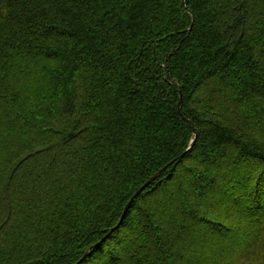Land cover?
Returning <instances> with one entry per match:
<instances>
[{
    "label": "trees",
    "instance_id": "1",
    "mask_svg": "<svg viewBox=\"0 0 264 264\" xmlns=\"http://www.w3.org/2000/svg\"><path fill=\"white\" fill-rule=\"evenodd\" d=\"M0 264H264V0H0Z\"/></svg>",
    "mask_w": 264,
    "mask_h": 264
},
{
    "label": "water",
    "instance_id": "2",
    "mask_svg": "<svg viewBox=\"0 0 264 264\" xmlns=\"http://www.w3.org/2000/svg\"><path fill=\"white\" fill-rule=\"evenodd\" d=\"M154 178V176L149 179L144 185H142L136 192L135 194L131 197V199L129 200V202L127 203L126 207H125V210H124V213L125 211L127 210V208L129 207L130 203L133 201V199L148 185V183ZM123 213V215H124Z\"/></svg>",
    "mask_w": 264,
    "mask_h": 264
},
{
    "label": "rangeland",
    "instance_id": "3",
    "mask_svg": "<svg viewBox=\"0 0 264 264\" xmlns=\"http://www.w3.org/2000/svg\"><path fill=\"white\" fill-rule=\"evenodd\" d=\"M234 242H235V241H233V242H230V243L233 245V243H234ZM231 244H230V245H231Z\"/></svg>",
    "mask_w": 264,
    "mask_h": 264
}]
</instances>
